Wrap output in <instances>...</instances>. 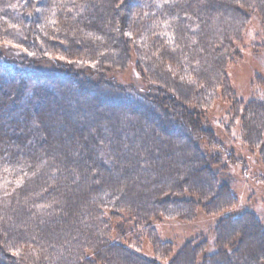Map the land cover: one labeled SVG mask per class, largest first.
Masks as SVG:
<instances>
[{
  "label": "trees",
  "instance_id": "16d2710c",
  "mask_svg": "<svg viewBox=\"0 0 264 264\" xmlns=\"http://www.w3.org/2000/svg\"><path fill=\"white\" fill-rule=\"evenodd\" d=\"M253 14L264 34V0H0V46L27 53L0 51V264H159L112 221L167 259L153 222L233 207L219 171L238 159L207 112L227 102L221 126L264 167V74L244 101L226 71ZM130 62L138 78H108ZM167 264H264V229L225 216L212 249L191 240Z\"/></svg>",
  "mask_w": 264,
  "mask_h": 264
},
{
  "label": "rangeland",
  "instance_id": "374dc122",
  "mask_svg": "<svg viewBox=\"0 0 264 264\" xmlns=\"http://www.w3.org/2000/svg\"><path fill=\"white\" fill-rule=\"evenodd\" d=\"M263 26L257 15L253 14L248 29L243 35L242 42L238 45L240 57L238 60L227 65V77L230 81L232 90L236 97L247 101L253 95V81L257 75L264 74V34L261 30ZM0 51L3 52L5 60H17L21 57H27V53L15 45L0 46ZM2 59V58H1ZM134 59V58H133ZM37 67L42 70H48L52 67L51 59L40 60ZM108 78L118 84H128L134 80V77H139L135 71L134 62L120 72L115 71L109 73ZM228 109V103L225 101H215L207 112L209 119V128L213 131L215 140L224 147L226 152L233 151L236 163L228 165L225 171H219V177L226 180L230 186L231 192L236 198V204L228 209L213 215H207L202 210H198L196 217L190 221H183L175 218H167L162 221L153 222V226L161 240L168 241L173 245L171 254L167 259L156 258L152 246L146 237H139L140 246L134 244V235L137 233L133 230V222L124 213L123 218H118L112 221V233L114 238L121 243L127 245L137 254L147 259H157L159 264H167L169 259L181 247L195 239L205 238L208 241L209 248H213L215 241V228L218 222L225 216H238L243 212H251L260 222L264 229V167L262 168L257 163L254 156H250L245 149L241 148V142L236 139V129H232L230 134H227L221 119L225 116ZM203 147H206L203 142ZM212 148V147H211ZM210 148L212 153L221 152L222 161L227 159L226 152L221 151L218 147ZM208 150V149H207ZM225 152V153H224ZM217 170V169H216ZM121 224L127 227V232L121 236H116L117 233L114 224ZM115 224V225H116ZM116 236V237H115Z\"/></svg>",
  "mask_w": 264,
  "mask_h": 264
},
{
  "label": "snow or ice",
  "instance_id": "6c2138e0",
  "mask_svg": "<svg viewBox=\"0 0 264 264\" xmlns=\"http://www.w3.org/2000/svg\"><path fill=\"white\" fill-rule=\"evenodd\" d=\"M29 55H31V53H29Z\"/></svg>",
  "mask_w": 264,
  "mask_h": 264
}]
</instances>
